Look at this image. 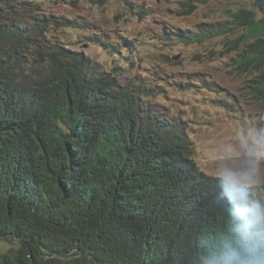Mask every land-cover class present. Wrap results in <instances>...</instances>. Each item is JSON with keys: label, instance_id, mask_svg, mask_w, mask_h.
Masks as SVG:
<instances>
[{"label": "trees", "instance_id": "trees-1", "mask_svg": "<svg viewBox=\"0 0 264 264\" xmlns=\"http://www.w3.org/2000/svg\"><path fill=\"white\" fill-rule=\"evenodd\" d=\"M253 1L261 18L240 9L219 26L155 34L166 46L233 35L264 104V0ZM30 3L0 0V264H264V191L203 171L162 86L122 85L48 40L65 25ZM185 83L233 104L206 80Z\"/></svg>", "mask_w": 264, "mask_h": 264}, {"label": "rangeland", "instance_id": "rangeland-1", "mask_svg": "<svg viewBox=\"0 0 264 264\" xmlns=\"http://www.w3.org/2000/svg\"><path fill=\"white\" fill-rule=\"evenodd\" d=\"M28 1L64 23L49 29L48 40L99 61L118 73L122 85L139 78L137 85L162 86L164 112L190 121L193 158L203 171L264 191V104L248 90L253 76L237 67L239 51L227 46L233 35L166 46L155 34L158 24L173 32L219 26L234 21L240 9L256 11L261 18L253 0ZM125 41L132 43V50L124 48ZM193 79L219 84L233 98L231 107L220 110L203 85L186 86Z\"/></svg>", "mask_w": 264, "mask_h": 264}, {"label": "clouds", "instance_id": "clouds-1", "mask_svg": "<svg viewBox=\"0 0 264 264\" xmlns=\"http://www.w3.org/2000/svg\"><path fill=\"white\" fill-rule=\"evenodd\" d=\"M205 1V0H204ZM208 1V0H207ZM52 28H53V26H52ZM195 31V30H194ZM206 80V82H208V83H210V84H212L213 86H215L219 91H222V92H224V91H226L227 93H228V91L227 90H225L224 88H222L219 84H217L216 82H214V81H210V80H207V79H205ZM205 92H207V91H205ZM208 93V92H207ZM209 94V93H208ZM210 95V94H209ZM211 96H213L215 99H216V102L219 104V102H218V99L220 98V97H218V96H214V95H211ZM220 105V104H219ZM219 105H218V108L221 110V109H223V108H220L219 107ZM224 110V109H223ZM225 111H226V109H225Z\"/></svg>", "mask_w": 264, "mask_h": 264}, {"label": "water", "instance_id": "water-1", "mask_svg": "<svg viewBox=\"0 0 264 264\" xmlns=\"http://www.w3.org/2000/svg\"><path fill=\"white\" fill-rule=\"evenodd\" d=\"M175 59H177V57H174Z\"/></svg>", "mask_w": 264, "mask_h": 264}]
</instances>
